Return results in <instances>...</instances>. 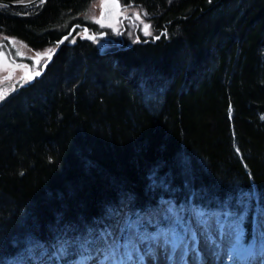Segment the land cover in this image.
<instances>
[{
	"label": "trees",
	"instance_id": "trees-1",
	"mask_svg": "<svg viewBox=\"0 0 264 264\" xmlns=\"http://www.w3.org/2000/svg\"><path fill=\"white\" fill-rule=\"evenodd\" d=\"M92 1L0 7V33L46 48L73 24L94 26L80 16ZM126 1L153 16V35L135 32L105 56L68 39L0 103V264H70L137 239L176 240L192 211L240 245L255 240L264 0Z\"/></svg>",
	"mask_w": 264,
	"mask_h": 264
},
{
	"label": "rangeland",
	"instance_id": "rangeland-1",
	"mask_svg": "<svg viewBox=\"0 0 264 264\" xmlns=\"http://www.w3.org/2000/svg\"><path fill=\"white\" fill-rule=\"evenodd\" d=\"M102 2L103 0H93L89 4L87 10L80 16L84 17L86 20L96 22L100 19ZM144 24H148L150 26L149 22L147 23V21L144 20V23L140 25V28H138L137 32L139 36L141 35L142 37H150L153 35V25L151 24L149 28V32L151 34L146 35L143 27ZM111 26L115 27L114 24ZM134 26V28H136V25ZM118 31L119 30H117V32ZM132 31L127 30L124 32L125 38H127V40L134 38L133 33L135 34L136 31ZM129 33L132 34L129 35ZM129 36L131 37L129 38ZM136 39L137 38H135V40ZM36 50L37 49L32 48L20 38L0 33V53L3 54L0 56V79H2L0 80V96H3V98L0 99V103L12 93V85L16 80H18L17 85L21 82L27 81L26 77L32 70L29 65L31 62L37 64ZM38 50L43 49L39 48ZM8 73L10 74L8 79L6 78L7 80H3V78H1L2 75ZM2 81L6 82L1 83ZM127 229L128 233L133 237V239H136L137 233L135 232L134 227L129 225ZM254 230H261L264 233L263 216L260 215L257 217ZM182 234L183 235L178 237L176 240H174L173 237H160L154 241H142L141 239H137V243L135 244L134 248H132V250L129 252L128 249H120L117 252V255L113 257H111L110 254L105 257V254L98 252L96 255L89 256L90 258L85 260L87 263L75 260L70 264H91L94 260L97 261L95 264H128L133 258L137 256H141L142 259L147 262L150 259L151 251H153L158 258L168 260V257H175L177 247L187 245L188 240L191 238L200 240L203 239L202 242L210 243L212 248H215L217 245L219 247L227 246L232 252L234 251L235 254L241 257L243 254H252L254 256H258V254L264 253V245H257V243H253L249 247L240 245L236 232H232V230L219 225L213 216L204 218L196 214L194 211H192V213L188 216L186 227ZM256 252H258V254Z\"/></svg>",
	"mask_w": 264,
	"mask_h": 264
},
{
	"label": "flooded vegetation",
	"instance_id": "flooded-vegetation-1",
	"mask_svg": "<svg viewBox=\"0 0 264 264\" xmlns=\"http://www.w3.org/2000/svg\"><path fill=\"white\" fill-rule=\"evenodd\" d=\"M118 4H119V9H118V12L116 13V20L114 23L108 24L107 22L103 21L102 24H100V23H97V21L96 22L94 21L93 27H91L87 24H83V25H87L89 27V34L90 35L105 32L106 36L108 37V40H105V37L91 39V38L86 36V34L84 33V29L79 28V27L76 28L75 33H74L73 37L71 38V40L76 41V40L80 39V40H87V41L92 42V43L97 42L99 45V51L103 46L109 45L111 47H116L119 42H124V45L121 46L120 49L118 50V51H120L126 44V41H125L126 38H125V34H124L125 31L134 30V31H136V33H138L137 30H138V28H140V25H142V23H144V20H146L147 23L149 22L150 26H151V24H153V20H152L153 16L147 14L145 10H143V12L140 13L138 11V8H137L138 6L136 4L131 3L129 1H126V0H118ZM137 15L139 16V19L136 18ZM76 24H81V23H76ZM113 24L115 25V27L108 26V25H113ZM134 25H136V28H134L135 27ZM117 30H119V31L117 32ZM56 47H57V42H56V44H53V45L48 46L46 48H42L43 50H38L39 48H36L37 49L36 54H37V56L39 55L41 57V59L39 60V64H35V63L31 62V64L29 65L32 69L29 72V74H32L33 78L30 80L27 79V81L21 82L18 85H17L18 80H16L14 82V84L12 85V91H11L12 93L16 89L20 88L21 86L33 82L36 78H38L39 76H41L44 73V71L46 70V69L43 70L44 64L49 60V56H45L44 53H48V54L53 53V58L51 60V62H52L54 59V56L57 52V51H55ZM117 52L110 53L107 55H114ZM47 66H46V68H47ZM37 71L41 72V74L38 76L34 75V73ZM9 76H10V74L8 73L5 75H2L1 78H3V80H7ZM0 80H2V79H0ZM3 82H6V81H2L1 83H3Z\"/></svg>",
	"mask_w": 264,
	"mask_h": 264
},
{
	"label": "bare ground",
	"instance_id": "bare-ground-1",
	"mask_svg": "<svg viewBox=\"0 0 264 264\" xmlns=\"http://www.w3.org/2000/svg\"><path fill=\"white\" fill-rule=\"evenodd\" d=\"M202 241L203 239L191 238L188 240L187 245L177 247L175 257H168V260L158 258L151 251L150 259L147 262L141 256H137L128 264H264V253L258 254L256 252L258 256L243 254L241 257L235 254L234 251L232 252L227 246L219 247L217 245L212 248L210 243H203ZM96 262L94 260L91 264Z\"/></svg>",
	"mask_w": 264,
	"mask_h": 264
},
{
	"label": "water",
	"instance_id": "water-1",
	"mask_svg": "<svg viewBox=\"0 0 264 264\" xmlns=\"http://www.w3.org/2000/svg\"><path fill=\"white\" fill-rule=\"evenodd\" d=\"M47 0H0V7H33L36 5H41L43 3H45ZM116 3H118V0H116ZM102 12V11H101ZM116 13L117 11L109 8L107 11L104 12L103 14V21L107 22V23H114L116 20ZM101 17V15H100ZM83 28L84 29V33L86 34L87 37H93L91 39H95V38H103L105 37V40H108V37L106 36L105 32L99 33V34H94V35H90L89 34V27L87 25H83V24H75L72 26V28L70 29V31L68 33H66L65 35L62 36V38L58 41V45L55 49V51L60 50V48L62 47V45L65 44V42L72 38L76 28ZM67 37V39H65ZM124 43L123 42H119L117 44L116 47H111V46H103L99 53L100 55L104 56L106 54H110V53H114L117 52L121 46H123ZM50 59L44 64V68L43 70L46 69V66L51 62L52 58H53V53L49 54ZM41 74V72H40Z\"/></svg>",
	"mask_w": 264,
	"mask_h": 264
},
{
	"label": "snow or ice",
	"instance_id": "snow-or-ice-1",
	"mask_svg": "<svg viewBox=\"0 0 264 264\" xmlns=\"http://www.w3.org/2000/svg\"><path fill=\"white\" fill-rule=\"evenodd\" d=\"M101 8H102V12H101V17L99 20H97V23H102L103 22V14L105 11H107L109 8H112L114 10H116L118 12V9H119V4L116 3V0H103L102 4H101ZM137 19H139V16L137 15L136 17ZM108 26H111V25H108ZM144 32L146 35H150L151 33L149 32V28L150 26L148 24H144ZM89 38H93V37H89ZM67 39V37L65 38ZM3 54L0 53V56H2ZM45 56H49L48 53H44ZM41 59V57L38 55L37 56V59H36V63L39 64V60ZM49 59H50V56H49ZM34 75H40V72L37 71L34 73ZM27 79H32L33 78V75L32 74H28ZM3 96H0V99H2Z\"/></svg>",
	"mask_w": 264,
	"mask_h": 264
}]
</instances>
